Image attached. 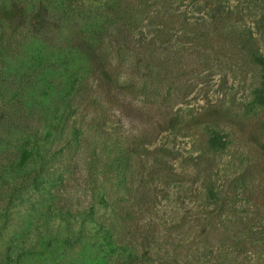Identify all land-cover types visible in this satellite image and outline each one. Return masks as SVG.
<instances>
[{"label":"trees","instance_id":"16d2710c","mask_svg":"<svg viewBox=\"0 0 264 264\" xmlns=\"http://www.w3.org/2000/svg\"><path fill=\"white\" fill-rule=\"evenodd\" d=\"M53 1L54 5L60 2ZM65 1L68 3L65 6H54L56 14L51 22L40 25L39 33L45 35L42 43L45 48H63L65 44L91 64L85 76H70L66 73L68 63L62 56H57L58 61L53 57V60H46L53 74L66 67L63 73L67 74V80L61 86L59 105L69 108L71 113L84 106V113L88 115L93 108V121L102 115L105 118L102 127L108 125L107 121L115 126V139L104 168L108 174L116 175V181L122 186L128 178L134 179L138 172H143L144 160L151 159L149 180L140 181L139 186L150 187L157 179L162 188L156 186L151 192L138 189L139 199L145 200V211L157 202L158 195L165 199L171 190L180 194L184 189L187 201L201 199L200 205L187 208L180 218L176 214L172 216L169 228L160 235L161 247L157 255L163 261L159 264H264V160L255 162L246 152L235 150L232 132L237 118H264V6H259V12L254 13L258 18L257 29L253 32L241 27L248 12L239 5L232 6L231 0H181L177 5L176 0L169 3L146 0L149 5L141 8L132 0H105L111 2V7L102 13L97 12L101 11L100 7L87 5L85 0ZM72 10L78 17L84 14L88 18L92 15L99 20L105 18V23L99 30L74 31L57 42L54 31L57 23L74 19ZM43 71L49 70L44 68ZM217 73L220 74L218 90L223 94L229 90V73L238 75L243 83L254 73L259 80L253 84L252 99L243 104L232 100L229 106L222 100L220 105H215L218 115L205 127L206 139L202 134L198 137L196 155L184 156L174 148L156 145L160 131L169 127V121L182 112L174 110L173 102L183 101L194 86L200 82L207 85L210 76ZM44 79L50 85L55 82L52 74ZM88 115H84L85 120ZM72 116L64 112L66 122L69 123ZM125 122L131 126L130 133L124 128ZM178 124L176 121L174 129L185 136ZM84 134L83 128L74 122L72 141L80 142ZM175 136L176 142L178 136ZM29 145L30 142L22 151L19 168H23L40 148L39 141H34L31 149ZM73 148L72 142L68 144L70 153ZM231 149H234L230 156L236 159L237 172L218 182L214 178H219L216 162ZM179 159L192 170L177 173L172 162ZM23 190L10 193L4 215L11 208L8 205L23 201ZM122 199L109 192L103 201L108 203V208L120 206L125 211ZM126 209L125 217L134 218L137 229L135 212L131 206ZM160 219L159 223L146 224L150 230L142 238L135 234V228L127 232L135 241V245L126 246L133 248L127 256L131 264L154 257L156 252L151 253V244L160 237V224H167L164 218ZM105 229L107 236L113 237L111 231L114 229ZM119 229L124 235L119 244L125 247L126 229ZM67 244L73 245L72 240L68 239ZM25 250L26 247H22L21 252ZM10 251L7 261L13 260V250ZM19 253L16 257L25 256Z\"/></svg>","mask_w":264,"mask_h":264},{"label":"rangeland","instance_id":"374dc122","mask_svg":"<svg viewBox=\"0 0 264 264\" xmlns=\"http://www.w3.org/2000/svg\"><path fill=\"white\" fill-rule=\"evenodd\" d=\"M61 1L57 0L59 3L54 5L53 0H0V264H131L127 256L133 252V248L126 246L135 245V241L127 232L135 228V234L142 238L150 230L146 227L147 223H159L160 218H164L167 224H160L162 231L159 236L165 234L174 214L180 218L187 208L200 205L201 199L187 201L184 189L180 194L171 190L165 199L158 195L157 202L150 204L147 212L143 206L145 200L139 199L138 189L151 192L156 186L157 189L162 188L157 179L150 183V187L139 186L140 181L149 180L147 173L151 159L144 160V171L138 172L134 179L128 178L125 186L116 181V175L106 172L104 161L115 139V126L107 121L108 125L102 127L105 119L102 115L99 120L93 121V108L88 115L84 113V106L71 113L69 108L59 105L61 86L67 80V74L85 76L91 63L86 57L65 47V44L62 45L63 48H45L42 39L45 35L38 30L41 24L52 21L56 14L54 6L59 8L68 4L65 0L61 4ZM132 1L139 8L149 5L146 0ZM161 1L169 3L170 0ZM85 2L87 5L100 7L101 11H97L99 13L111 7V2L106 3L105 0ZM179 2L181 0L174 3L177 5ZM231 5H239L248 12L246 14L249 16H244L241 27L255 32L258 16L254 13L259 12V6H264V0H231ZM76 13L73 10L71 12L75 20L57 23L54 30L57 42L74 31L99 30L105 23V18L99 20V17L93 15L88 18L84 14L78 17ZM262 52L264 53V47ZM57 56H62L68 63V72L64 66L56 74L51 72L46 60L54 58L58 61ZM44 68L49 71H43ZM51 74L55 82L50 85L44 77ZM228 76L230 84L225 94L218 90L220 74L217 73L210 76L207 85L200 82L194 86L183 101L176 99L178 101L173 102L174 110L181 109L182 112L169 121V127L160 131L156 145L174 148L184 156L198 154V137L202 134L203 139H206L205 127L218 115V109L214 106L220 105L222 100L225 106H229L232 100L236 104L248 103L252 99L253 84L259 80V77H254V73L249 74L244 83L239 80L238 75L236 77L229 73ZM242 106L240 105L241 109ZM64 112L73 115L69 123L65 121ZM84 115L89 117L85 120ZM176 121L183 128L185 136L179 135L174 129ZM74 122L85 133L79 139L80 142L72 141ZM262 123L264 118H237L232 125L235 150L246 152L250 160L253 158L255 162L264 160ZM124 126L130 133L129 123L125 122ZM63 128L65 131H62ZM175 135L178 136L176 142ZM34 141H39L38 152L34 151V157L23 168H19L22 151L27 148L28 142L31 143V149ZM71 142L74 146L73 153L67 150ZM231 152L234 149L216 162L219 178H214L218 182L228 176H235L233 174L237 172L234 165L236 159L230 156ZM244 159L245 156L242 160ZM172 165L177 173L192 170L181 159L172 162ZM136 166L138 167V163ZM18 189H24L23 201L8 205L11 208L4 215L3 210L7 207L10 193ZM109 192L114 197L123 198L121 201L124 202V208L132 207L138 223L137 229L134 227V218L125 217L126 208L122 211L120 206L115 209L107 207L108 203L103 200L108 198ZM112 223L126 229L124 234L128 238L124 240L125 247L119 244L124 235H121L118 227L110 225ZM110 227L115 228L111 231L113 240L107 236L105 229ZM68 239L72 240L73 245L67 244ZM161 239L162 236L157 237L156 243L151 244V253L156 252L154 257L143 258V261L138 260L136 264H159L163 261L157 255ZM23 240L25 244H22ZM22 247H26L23 253ZM10 250H13V260L7 261ZM18 251L19 255L25 256L16 257Z\"/></svg>","mask_w":264,"mask_h":264}]
</instances>
